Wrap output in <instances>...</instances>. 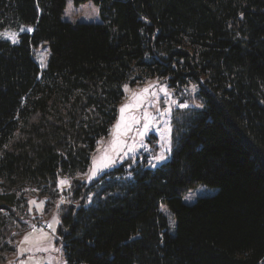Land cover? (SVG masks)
I'll return each instance as SVG.
<instances>
[{"label":"trees","instance_id":"1","mask_svg":"<svg viewBox=\"0 0 264 264\" xmlns=\"http://www.w3.org/2000/svg\"><path fill=\"white\" fill-rule=\"evenodd\" d=\"M66 1L0 0V31L32 27L17 44L0 38V264L29 192L54 195L60 177L80 192L74 176L124 86L153 78L196 85L202 107L166 162L129 158L89 183L90 204L85 187L61 211L66 264H264V0H73L96 5L97 23L63 20ZM198 185L217 191L183 202Z\"/></svg>","mask_w":264,"mask_h":264},{"label":"rangeland","instance_id":"2","mask_svg":"<svg viewBox=\"0 0 264 264\" xmlns=\"http://www.w3.org/2000/svg\"><path fill=\"white\" fill-rule=\"evenodd\" d=\"M62 19L71 23L101 21L98 7L91 1L76 6L73 0L66 1ZM25 32L31 33L32 27L21 24L16 28L3 29L0 31V38L17 44L19 35ZM13 33L16 34L15 43L5 37V34ZM49 54L47 42L40 43L33 49L34 59L40 69L46 68ZM124 93L109 135L98 142V146L90 156L87 171L74 176V179L80 181L76 186L80 192L74 196L76 189L73 180L68 177L58 179L54 195L39 196V192L34 194L33 191L29 192L27 206L22 207L19 218L15 220L16 226L11 238L14 249L3 253L4 264H66L62 242L55 228V222L59 220L61 211L71 204H78L81 195L83 196L82 190L85 187L90 189L91 181L129 158L132 166L139 163L152 169L166 162L170 158L186 119L188 120L202 107L196 85L171 88L165 79H148L134 87L126 85ZM160 156H163V159H157ZM62 181L66 183H61ZM89 189L85 194L87 204L91 203L93 197L92 189ZM216 191L217 188L198 185L189 189L182 200L186 204H192L197 198L211 196ZM35 203L41 205L36 208ZM160 209L168 217L172 231L174 222L170 211L164 204L160 205ZM36 219L50 224V229L48 231L32 229ZM26 236L28 242L25 243L23 241Z\"/></svg>","mask_w":264,"mask_h":264},{"label":"snow or ice","instance_id":"3","mask_svg":"<svg viewBox=\"0 0 264 264\" xmlns=\"http://www.w3.org/2000/svg\"><path fill=\"white\" fill-rule=\"evenodd\" d=\"M29 31H31V29H29ZM5 37L6 38H10V39H12V42L13 43H15L16 42V34L15 33H13V34H10V35H8V34H5ZM121 111L123 112L124 111V109L122 108L121 109ZM157 159H163V156H160V157H158ZM61 183H66L65 181H62ZM23 242H28V237L26 236L25 238H24V241Z\"/></svg>","mask_w":264,"mask_h":264},{"label":"built area","instance_id":"4","mask_svg":"<svg viewBox=\"0 0 264 264\" xmlns=\"http://www.w3.org/2000/svg\"><path fill=\"white\" fill-rule=\"evenodd\" d=\"M36 227H42L44 230H48L49 229V224L47 222L37 221L36 222Z\"/></svg>","mask_w":264,"mask_h":264}]
</instances>
